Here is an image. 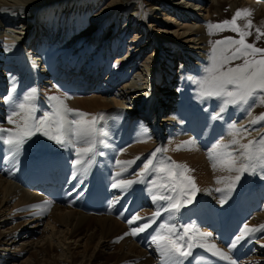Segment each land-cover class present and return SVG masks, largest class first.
Listing matches in <instances>:
<instances>
[{"label": "bare ground", "instance_id": "1", "mask_svg": "<svg viewBox=\"0 0 264 264\" xmlns=\"http://www.w3.org/2000/svg\"><path fill=\"white\" fill-rule=\"evenodd\" d=\"M102 1L105 0H0V53L6 54V57L0 56V128L14 127L7 123V117L14 110L15 105L23 102L24 97L32 93L33 90H35V99L32 103L37 109L35 113L37 118L42 117L45 112L52 111V105L55 102L48 99L51 96L61 98L69 108L88 113L87 119L103 113V118L97 125L103 135L97 137L100 142L96 145V155L92 158L86 172L78 171L74 167V174H77L82 181L86 176L91 175L100 163L104 164L99 168H107L105 162H110L113 167L111 190L116 201L118 202L128 192L134 194L143 192V203L148 206L134 215L143 219L131 224L132 228L147 223L157 210L160 211V215L154 218L155 222L151 226L158 221L159 224L146 247L142 248L133 239V235H125L132 229L129 227L130 224L121 222L112 211L106 215H94L82 211L79 207L70 208L65 204H56L44 220L22 218L24 212L19 209L20 206L34 201L40 196H37L34 191L22 188L16 177H26L27 174L35 170L47 152H63L67 156L72 148L73 161L77 159L75 152L77 145L61 146L41 132H36L24 143L19 153L13 154L9 152L7 146L5 147V169L8 171L9 177L0 175V264H152L154 260H157L158 264H162L152 239L160 231L161 224L174 225L177 233H183V227L189 223L183 222L184 219H179V216L186 210L190 215L202 206L211 205L220 208L223 222L226 223L229 220V214H235L238 209L244 207L246 203H242L243 200L247 198L257 200L262 196L263 203H260V207L255 208L252 216L236 237L241 235L245 225L257 230L248 233L243 239L236 242L237 244L245 242L246 246H253L250 255L243 260V263L264 264V228L260 227L264 225V165L259 161L245 162L251 163L253 167L240 174V179L236 181L230 191L226 188L225 182H216L218 178L237 175L236 172L227 171L220 163L218 153L224 150L217 149L216 145L221 142L228 143L232 138L230 126L236 124L237 127H240V122L248 114L242 112L248 108L255 113L260 104L253 106V102L249 100V103L243 106L228 105L221 113L220 109L223 106L221 98L202 97L200 85L197 86V91L193 89L192 95L182 89L179 99L176 92L178 88L176 83L184 78V73L176 69L177 63L180 62L182 68L193 63L200 72L199 81L205 76V69L211 64L216 36H214L213 29L209 27L212 20L207 18L212 19L213 17L210 8L212 1L215 0H150L155 6L151 11L154 14H156V10L161 11L167 25L170 21L176 23L178 18L181 19V22L182 19L183 21H192V26H187L189 32L183 39L187 40V48L185 49L181 43L167 40L166 36H160V38L153 34L148 36L149 33L146 31L153 30L154 23L160 22L154 20L150 25L146 24V27H142L145 23L143 20L139 25L144 29L142 32H145L146 42L150 43V46L155 44L154 50L160 51L156 57L157 62L153 58L154 54L145 57L146 61L151 63H140V60L133 58L139 50L144 52L149 48L146 42L143 41L144 44L141 45L137 43L139 46L134 47L130 45V48L136 50L133 54L125 57H122L123 54L114 56L117 58L113 63L112 72L118 73L120 77L116 79L115 76L110 75L105 81L103 78L107 73H110V65L113 61L109 55L111 45L107 46L109 53L103 50L95 57H90L92 55L90 53L95 51L98 33L108 25H110V29L112 27V30H115L125 14V9L134 0H107L106 4L96 13L99 16L93 14L91 18L84 19L77 15V19L73 18L69 22L73 32L75 24H78L79 27L90 24V28L87 29L84 26L85 28L83 27L82 31L77 34L70 31L68 37L66 32H63L61 36H56L57 33L52 35V31L48 30L56 23L58 27L63 26L66 31L69 25L68 18L67 16L61 17L62 12L67 13L86 6L89 8L91 4H96L95 6L98 7ZM242 1H247L249 6L250 2L251 6L255 3L257 4L256 8L264 9V0ZM196 10L202 11V13L197 14ZM111 11L114 13L119 11V13L114 18L108 17L104 20L105 13ZM57 12L59 15L56 17ZM132 14L135 15V13ZM23 30H28V32L23 33ZM157 31L164 32L165 29ZM110 32L111 30L108 33ZM140 37H143V34ZM4 39L7 42L3 41ZM27 40L30 44H27ZM36 41H40L42 47L32 46ZM48 41L50 44L54 43L55 46L63 44V48L57 49V52L65 56L66 60L69 59V63L72 65H68V69L65 65H61L57 66V68L60 67L59 70L54 71L52 66L46 65L42 70H36L35 63L38 58L30 56V52H26L24 47L27 46V48L40 52L39 57L44 55L46 60L51 63V57L48 55L50 57L48 58V53L45 54L46 48H44V43ZM15 42L21 45L18 46V44H14ZM77 46H79L78 49ZM195 49L198 51L192 54L191 50ZM161 54L162 57L164 55L162 61L160 60ZM11 56L12 58L9 59ZM14 58L18 60V68L12 65ZM150 58L151 60H149ZM7 59H9L8 62H6ZM83 64H85L84 69L82 68ZM81 69L82 73H80ZM125 69L127 72L130 70L132 75L136 76L137 82L136 80L131 81L132 83L127 82L117 88L122 84L120 79L126 80V75H122ZM28 77L33 79V82L28 83ZM49 77L54 83L59 80L58 85L50 87ZM75 77L77 78L74 79V83H66V79L70 81ZM148 77L149 80H146ZM142 80H145L146 83H142ZM7 83H9L8 88L6 87ZM40 83L41 87L42 84L46 85L45 88H40ZM95 86L96 90L105 94V97L97 96L96 93L91 94L92 96L87 94ZM147 94H149V99L142 100L146 99ZM187 99H191L190 104ZM142 101L144 102L142 103ZM196 105H199V108ZM192 106L196 109L192 110ZM218 113L222 118L214 119L213 117H216ZM228 117L231 120H228ZM69 118L78 117L70 115ZM206 124L209 126L206 127ZM250 124L252 125V123ZM261 127L262 131L259 133L255 130L250 132L249 128L250 133L239 137L240 144H246L249 140L258 142L264 138V121L261 122ZM167 137L168 141L165 143ZM178 146L179 150H177ZM208 146L210 148H207L208 151L205 149V152L202 148ZM158 147L167 149V151L159 152L153 157L152 153ZM256 147L258 144H254V148ZM226 151L238 158L237 164L242 162V158H240L242 150L238 145H231ZM137 157L139 159H136ZM148 159L153 160L154 168L170 166L172 163L186 166L188 171L185 175L194 179L198 189L192 196V202L183 203L179 211H172L169 209L168 201H154L153 195L176 196L178 193L172 192L170 189L162 190L156 186L159 183H167L166 179H161L166 174H158L154 170H149L142 176L139 175ZM36 160L37 163H34ZM132 160H135V163L130 166L117 163V161ZM213 163L216 164L215 168H213ZM125 167L127 170L122 171V168ZM117 173L120 175L117 176ZM118 180L137 182L127 189L113 188V183ZM217 188L224 189V191L217 192ZM180 198L187 199L186 196ZM250 208H253L252 204H250ZM238 216V214L235 215V217ZM41 225H45L41 238L36 241L31 240L35 235L34 232L37 233ZM2 228L6 229L1 231ZM147 229L135 236L144 235ZM46 235L49 237L45 238ZM201 244L207 247L208 242L203 238ZM26 252L28 255L30 254L29 257L20 261Z\"/></svg>", "mask_w": 264, "mask_h": 264}, {"label": "snow or ice", "instance_id": "2", "mask_svg": "<svg viewBox=\"0 0 264 264\" xmlns=\"http://www.w3.org/2000/svg\"><path fill=\"white\" fill-rule=\"evenodd\" d=\"M245 16H251L249 9H238L233 15L232 20H225L220 24L209 25L211 29L224 30L225 27H230V30L239 34V39L227 38L224 41H217L213 46L211 55V64L205 69V76L198 81L202 97H218L221 98L223 106L220 112L223 113L228 105L243 106L249 103L257 90L264 92V49L255 47L253 44L246 43L245 37L251 35L247 29L252 27L251 20H248L241 29L237 25V19ZM257 39L264 36L259 28L256 29ZM224 45V47H220ZM234 47V50L229 51ZM259 54L260 58H256ZM249 57H252L249 59ZM243 58V63L234 67H226L232 61ZM35 90L29 95L24 97L23 102L15 105L14 110L7 117V123L13 125V128H0V141L8 147L9 152L16 154L19 153L24 143L33 136L36 132H41L47 136L48 139L54 140L58 145H77L75 148L77 159L73 161L74 167L78 171L86 172L92 162V158L96 155V145L98 142L97 137L103 135L97 125L103 118V113L93 115L87 119L88 113L80 112L67 107L63 100L56 96H51L48 99L55 102L52 105L51 112H45L42 117L37 118L35 113L37 111L32 101L35 99ZM264 102V101H262ZM72 117L78 118H69ZM19 118V119H16ZM214 119L222 118L218 113ZM264 121V113L260 116L253 118L251 123L256 124ZM247 134V129L243 126L237 127L236 124L230 126L231 139L228 143H219L216 145L217 149L224 150L218 153L220 163L229 172H236L234 177H221L217 179V183H226V188L230 191L236 181L240 179V174L248 171L253 165L251 161H259L264 165V138L258 142L249 140L246 144H240L239 137ZM254 144L258 147L254 148ZM231 145H238L242 150L240 158L242 162L237 164V157H233L230 152L226 150ZM179 150V146L177 148ZM167 151L164 148H157L152 156L159 152ZM136 159H139L137 157ZM211 159V156H210ZM118 164L130 166L135 163L132 161H117ZM216 164L213 163V168ZM126 167L122 171H126ZM149 170H154L158 174H166L161 179H166L167 183H159L156 185L162 190L170 189L172 192L178 193L176 196H168L164 194L153 195L154 201L166 200L169 202V209L172 211H179L183 203H191L192 196L198 190L196 188L194 179L191 176L185 175L188 171L186 166L172 163L170 166L153 167V160L148 159L144 164L143 170L139 175H143ZM177 170H180L179 172ZM120 173H117L119 176ZM137 181L132 180H118L114 182L113 188L127 189ZM155 184V182H153ZM217 192H222L224 189L217 188ZM187 197L182 200L180 197ZM223 203V199L221 200ZM50 202L45 201L42 210L47 211ZM160 215L157 210L152 214V218L143 225L132 228L129 233L125 235H137L145 229L151 227L155 222V217ZM143 219L140 216H133L128 223L131 225L137 220ZM264 228V225L260 226ZM257 229L250 228L245 225L241 231V235L236 237V241L243 239L245 235L254 232ZM208 234L199 233L195 225L189 224L183 227V233H177L175 226L170 224H161L160 231L153 236V243L156 245V250L160 255L162 264H180L183 259L192 255L191 249L196 247L195 241L199 237L203 239ZM235 244V242H234ZM233 244V246H234ZM204 246V245H200ZM211 249H215L212 245ZM215 254L221 256L222 259H229V257L215 250Z\"/></svg>", "mask_w": 264, "mask_h": 264}, {"label": "rangeland", "instance_id": "3", "mask_svg": "<svg viewBox=\"0 0 264 264\" xmlns=\"http://www.w3.org/2000/svg\"><path fill=\"white\" fill-rule=\"evenodd\" d=\"M260 1H263V0H260ZM106 2H107V0H105V1H102V2H100V6H98V7H96L95 5L96 4H91V7H90V5H89V8H88V6H86L85 8H81V9H76V10H71V11H68L67 13H65V12H62V14H60L61 15V17H65V16H67V18H68V23L73 19V18H75V19H77V17H80V16H82V17H84V19H86V18H91L92 17V15L94 14V15H96V16H99V15H97L96 13H98L99 11H100V8H102V6L103 5H105L106 4ZM133 3L132 4H130V6H128L127 7V9H125V14H124V16H123V18H121L120 20V22L118 23V26L116 27V29L115 30H112V27H111V29H110V25H108V27L106 26V27H104L99 33H98V35H97V39H96V47L94 48V50L95 51H92L91 53H90V57H95V55H97L98 53H100L101 51H103V50H106V52H108L107 51V48L109 49V47H107L108 45L111 47V50H110V59H113V61H112V65H110V70H109V72L111 73H107L105 76H104V80L103 81H105V79H108V76H115V78L116 79H118L120 76L118 75V73L116 74V72H112V70H113V67H114V64L113 63H115V60H116V58L114 57L115 55H121V54H123V56L122 57H125V56H127V55H131V54H133L136 50L134 49V48H130V45H133L132 47H134V46H137L138 44L139 45H141V44H144V42H146L147 41V39L145 38V36H144V33L145 32H142V31H144V29L142 28V27H146V24H151L154 20H156L157 22H160V23H154V25H153V30H151V31H146V32H148L149 33V35L148 36H150V35H154V36H159L158 38H160V36L161 37H165L166 36V38H168L167 40H169V41H172V42H178V43H181V45L182 46H184V48L186 49L187 47V45H188V43L186 42L187 40H183V39H185V35L186 34H188V25H190V26H192L191 25V22L192 21H190V20H186V21H183V19H182V22H181V19H179L178 18V20H176L177 22L176 23H173V22H171L170 21V23L167 25V21L166 20H164L165 19V16L164 15H162L161 14V11H159V10H156V14H154L153 13V11H151V9L153 8V7H155V6H153L154 4L150 1V0H134V1H132ZM142 2H143V4H142ZM173 2V1H172ZM175 2V1H174ZM218 2V3H217ZM155 3V2H154ZM213 3H216V4H213ZM254 5H252L251 6V2H250V6H249V4L247 3V1H242V0H215V1H212V5H211V8H210V10H212V12H213V17H212V19H210V17H208L207 19L208 20H212L211 22H210V24L211 25H213V24H220L221 22H223V21H225V20H228V21H231L232 20V17H233V15L236 13V11L238 10V9H249L250 11H251V16H245V17H242V18H238L237 19V25L241 28V29H243L244 28V25L246 24V22L248 21V20H251V22H252V27L251 28H249V29H247V31H249L250 33H251V35H248V36H246L245 37V40H246V43H249V44H253L255 47H258V48H262V49H264V36H261L260 37V39H257V32H256V29H260L262 32H264V9H262V8H260L259 9V7H257L256 8V6L255 5H257V4H255V3H253ZM160 6V5H159ZM205 6V5H204ZM248 6V7H247ZM254 8V9H253ZM104 9V8H103ZM102 10V9H101ZM135 10V11H134ZM140 10V11H139ZM163 11V10H162ZM159 12V13H158ZM164 12V11H163ZM211 12V13H212ZM78 13V14H77ZM105 13V12H104ZM103 13V14H104ZM118 13H119V11H118ZM118 13H114V11L112 12H109V13H105L106 15L104 16L105 17V19L104 20H106L108 17H110V18H114L115 16H117L118 15ZM132 13H135V15H133ZM137 13V14H136ZM196 13L197 14H200V13H202V11L201 12H199V10H196ZM72 14V15H71ZM117 14V15H116ZM132 14V15H131ZM59 14H58V12L56 13V17L58 16ZM78 15V16H77ZM102 15V14H101ZM204 15H207L206 13H204ZM74 16V17H73ZM77 16V17H76ZM131 18V19H130ZM93 19V18H92ZM94 19H96V18H94ZM133 19V20H132ZM135 20V21H134ZM145 21V23L143 24V26L141 27L140 25H139V23H141L142 21ZM63 21V20H62ZM131 21H132V23H131ZM188 21V22H187ZM190 21V22H189ZM128 22V23H127ZM137 22H138V24H137ZM180 23V24H179ZM109 24H111V23H109ZM115 24V23H114ZM131 24V25H130ZM182 24V25H181ZM198 23L196 22V25H197ZM130 25V26H129ZM139 25V27H137ZM167 25V26H166ZM87 29L88 28H90V24H86V25H84ZM83 26V27H84ZM161 26V27H160ZM83 27H79L78 26V24L76 25L75 24V29H74V32L72 31V29L73 28H71L70 27V23H69V25H68V27H67V30L66 31H64V27L63 26H61V27H58L57 25H56V23H55V25H53L52 26V28L51 27H49V29L48 30H50V31H52V35H55L56 33V36L57 35H59V36H61V35H63V32H66V36L68 37L69 36V32L70 31H72V33L73 34H77L78 32H81L82 31V29H83ZM84 27V28H85ZM127 27H129L128 29H127ZM137 28H138V30H137ZM148 28V27H147ZM165 29V31L163 32V31H157V30H160V29ZM45 29V28H44ZM79 30V31H78ZM109 30H111V32L110 33H108L109 32ZM146 30V29H145ZM59 31V32H58ZM213 31H214V36H216L215 37V41H214V45H215V43L217 42V41H224V40H226L227 38H231V39H239L240 37H239V34L237 33V32H234V31H232V30H230V27H225L224 28V30H217V29H213ZM28 32V30H23V33H27ZM143 34V37H140L139 38V36H141ZM108 35V36H107ZM27 36V35H26ZM107 36V37H106ZM138 36V37H137ZM147 36V37H148ZM72 37H74V35H72ZM71 37V38H72ZM3 41H5V39L3 40ZM107 41V42H106ZM144 41V42H143ZM5 42H7V41H5ZM9 42V41H8ZM40 41H36L35 42V44L34 45H32V46H34L35 48H37L38 46H40V47H42V43H39ZM166 42H168V41H166ZM138 43V44H137ZM147 43V42H146ZM14 44H18V46L19 45H21V44H19V43H17V42H15ZM27 44H30V42H29V40H27ZM46 44V45H45ZM106 44V45H105ZM148 44V46H149V48L148 49H146L144 52H141L140 50V52L138 51V52H136L135 54V56L133 57V58H135V59H137L138 61L140 60V63H144V62H147V63H151L150 61H146V58L148 57V55H151V54H154L153 56V58H154V60L156 61L157 59H156V57H157V55L159 54V52H156L155 50H154V47H155V44H151V46H150V43H147ZM100 45V46H99ZM129 45V46H128ZM138 45V46H139ZM213 45V46H214ZM47 46V47H46ZM85 46V45H84ZM53 47H54V49H53ZM78 47L79 46H77V49H78ZM81 47V46H80ZM99 47V48H98ZM220 47H224V45H220ZM234 47H236V46H233L232 48H230L229 49V51H232V50H234ZM44 48H46V50H45V54L46 53H48L47 54V56L49 55L50 57H51V63H50V61L49 60H46L47 58L44 56V55H41L42 56V58L40 59V57H39V54H40V52H36V51H34L33 49H31V48H27V46H25L24 47V50L26 51V52H30V56H32V57H36L35 59H37L38 58V60L36 61V63H35V66H36V70H42L43 69V67L44 66H46V65H49V66H52V68L54 69V71H57V70H59V68H57V66H61V65H65L66 66V69H68L69 67H68V65H72L71 63H69L70 61H69V59L68 60H66L67 58L65 57V56H62L60 53H58L57 52V49H62L63 48V44L62 45H60V46H55V44L54 43H52V44H50L49 43V41L48 42H46V43H44ZM98 48V49H97ZM130 48V49H129ZM138 48V47H137ZM193 48H195V47H193ZM97 49V50H96ZM121 49V50H120ZM133 49V50H132ZM128 50V51H127ZM96 51H98V52H96ZM130 51V52H129ZM190 51V50H189ZM192 51V54L194 53V52H197L198 50L197 49H195V50H191ZM120 52V53H119ZM129 52V53H128ZM38 53V54H37ZM53 53V54H52ZM109 53V52H108ZM113 55V57H112V55ZM4 56V57H6V54H4V52H1L0 53V56ZM106 55H107V53H106ZM108 55V56H109ZM146 55V56H145ZM48 56V58H50ZM192 56V55H191ZM146 57V58H145ZM12 58V56L9 58V59H11ZM64 58V59H63ZM162 58H164V55H163V57H162V54L160 55V60L162 61ZM252 57H249V59H251ZM256 58H260V56H259V54H257V57ZM9 59H7L6 60V62H8L9 61ZM16 58H14V60H13V62H12V65H15V67H17L18 68V66H19V63H18V60H15ZM149 60H151V58L149 59ZM66 61V62H65ZM43 62V63H42ZM109 62V61H108ZM157 62V61H156ZM54 63V64H53ZM163 63V62H162ZM180 63V62H179ZM243 63V58H241V59H238V60H235V61H232L231 62V64H229V65H226V67H234V66H236V65H239V64H242ZM109 64V63H108ZM158 64V63H157ZM84 65L85 64H83L82 65V68L84 69ZM40 66V67H39ZM187 66H188V68H187ZM186 66V68H184L185 69V71H184V75H185V77H187L186 78V80H182V81H180L179 80V82H177L176 83V87H178L177 88V90H179V88H180V85H181V83H184V85H186V84H188V89H189V91L192 93L193 92V89L195 90V91H197L196 89H197V86H199V83H197L198 81H199V77H200V72L198 71V68H196L194 65H193V63H190L189 65H187ZM178 67H181V65L179 64V66H177V68ZM192 67V68H191ZM89 68V67H88ZM82 70V69H81ZM156 70H157V68H156ZM178 70V69H177ZM190 70V71H189ZM83 72V70L80 72V73H82ZM190 72V73H189ZM199 76H198V75ZM102 75H104V73H102ZM123 76L124 75H126V80L125 79H120L119 81L120 82H122V84L121 85H118L117 86V88L118 87H122V85L124 84V83H132V82H134L135 80H136V82H137V78H136V76H134V75H132V72L129 70V72H127V70L125 71L124 70V74H122ZM188 75V76H187ZM176 78H178V77H176ZM49 79V81H52V79L49 77L48 78ZM146 80H147V78H146ZM176 80V79H175ZM132 81V82H131ZM184 81H186V82H184ZM196 81V82H195ZM142 83H146V81L145 80H142L141 81ZM188 82V83H187ZM189 82H190V84H189ZM45 86L46 85H44V84H42V87L41 88H45ZM50 87L51 86H53V85H49ZM97 86V85H96ZM96 86L94 87V88H92L91 89V91H88V95L90 94H94V93H96L95 95H97V96H102V98L103 97H105V94L102 92V91H99L98 89L96 90ZM53 87H55V85L53 86ZM194 87V88H193ZM87 91V90H86ZM99 91V92H98ZM64 93V92H63ZM92 96V95H91ZM141 97V96H140ZM146 99H142V100H147V99H149V94H147L146 95V97H145ZM179 99V98H178ZM254 99V100H253ZM250 100H251V102H253L252 103V105L254 106V105H259V109L260 108H262L263 107V109H258V110H256L255 111V113L252 111V110H249L248 108L245 110V111H243L242 113H248V114H246V117H245V119L243 120V121H241L240 123V126L242 125L245 129H247V133L249 132V130H250V132H253L254 130L256 131V132H258L259 133V131L261 132L262 131V127H261V122L262 121H260V125L258 126V124L259 123H257V125L256 124H253L252 123V125L250 124L251 123V121H252V119L253 118H255V117H258V116H260L262 113H264V102H262V101H264V92H261V91H259V90H257V92H256V94L252 97V98H250ZM253 100V101H252ZM144 101H142V103H143ZM255 103V104H254ZM198 106V108H199V105H196V107ZM193 107V106H192ZM201 107H203V106H201ZM195 107H193L192 108V110H195L194 109ZM248 111V112H247ZM225 117H226V115H225ZM229 119L228 120H231V118L230 117H228ZM212 122H214V120H212ZM237 123H238V121H236ZM246 122V123H245ZM250 124V125H249ZM252 127V128H251ZM256 129H255V128ZM250 128V129H249ZM254 128V129H253ZM249 132V133H250ZM167 141H168V139H165V143H167ZM207 148H210V146H208V147H204V148H202L205 152H206V150L208 151V149ZM206 149V150H205ZM163 200H161V202H162ZM13 224V223H12ZM12 224H10V226H13ZM46 224V223H45ZM40 227V229H38V232L37 233H35L34 232V236L31 238V240H33V241H36L37 239H40L41 238V236H42V232L44 231V227H45V225L44 226H39ZM6 228H2L1 229V231H3V230H5ZM42 230V231H41ZM49 237V236H48ZM47 237V235L45 236V238H48ZM33 238H35V239H33ZM30 255V254H29ZM29 255H28V253L26 252V254L24 255L23 254V257H21L20 258V261H21V259H26V258H28L29 257Z\"/></svg>", "mask_w": 264, "mask_h": 264}]
</instances>
